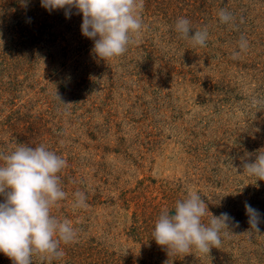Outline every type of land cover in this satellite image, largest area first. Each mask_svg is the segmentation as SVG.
Segmentation results:
<instances>
[{"label": "rangeland", "instance_id": "rangeland-1", "mask_svg": "<svg viewBox=\"0 0 264 264\" xmlns=\"http://www.w3.org/2000/svg\"><path fill=\"white\" fill-rule=\"evenodd\" d=\"M65 11L0 0V153L43 144L67 161L51 215L77 238L51 264H264V181L243 168L264 149V103L252 104L264 102V0H143L140 38L108 60ZM179 18L207 27L205 47L175 31ZM77 191L87 207H73ZM192 191L203 223L228 213V229L209 254L168 252L155 222Z\"/></svg>", "mask_w": 264, "mask_h": 264}, {"label": "clouds", "instance_id": "clouds-1", "mask_svg": "<svg viewBox=\"0 0 264 264\" xmlns=\"http://www.w3.org/2000/svg\"><path fill=\"white\" fill-rule=\"evenodd\" d=\"M41 6L49 11L65 9L66 16L73 8L82 14V35L94 41L92 52L103 60L123 55L140 38L144 28L143 0H41ZM218 17L224 24L234 20L224 9L218 12ZM175 31L193 47L206 46L207 27L194 30L188 19L179 18ZM238 46L241 51H247L248 41L241 36ZM239 54L234 51L232 58L237 59ZM262 103L252 101L257 107ZM66 165L64 158L43 144L36 147L21 144L10 153H0V195L4 197L0 202V253L12 264H32L33 256L39 257L41 264H51L53 259L64 256L62 243L76 240L77 232L71 223L51 215L52 207L66 198L58 175ZM243 168L264 181V149L258 150L254 161L244 162ZM73 195V207H87L84 192ZM245 209L251 230L259 232L260 213L248 204ZM208 211L201 196L192 191L187 198L176 201L174 211H161L152 239L168 252L190 253L194 248L209 254L211 248L219 249L221 232L228 229L231 217L228 213L212 215L205 224L202 218Z\"/></svg>", "mask_w": 264, "mask_h": 264}]
</instances>
